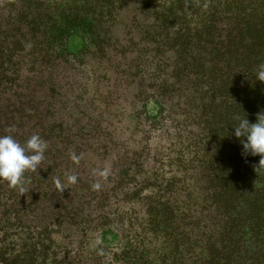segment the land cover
Listing matches in <instances>:
<instances>
[{
  "label": "trees",
  "instance_id": "1",
  "mask_svg": "<svg viewBox=\"0 0 264 264\" xmlns=\"http://www.w3.org/2000/svg\"><path fill=\"white\" fill-rule=\"evenodd\" d=\"M260 64L264 0H0V264H264Z\"/></svg>",
  "mask_w": 264,
  "mask_h": 264
},
{
  "label": "clouds",
  "instance_id": "2",
  "mask_svg": "<svg viewBox=\"0 0 264 264\" xmlns=\"http://www.w3.org/2000/svg\"><path fill=\"white\" fill-rule=\"evenodd\" d=\"M257 80L264 82V64L259 65ZM239 123L234 127L235 136L241 140L243 154L260 156L259 167H264V114H259L256 123H250L246 118H239ZM9 132L15 131V126L8 129ZM48 144L38 134L32 135L24 144L14 139L12 135H0V181H6L9 187H22L24 174L39 168L45 159ZM74 160L77 157H72ZM107 175V173H102ZM67 183L75 184L77 176L67 175ZM100 185H94L99 188Z\"/></svg>",
  "mask_w": 264,
  "mask_h": 264
},
{
  "label": "rangeland",
  "instance_id": "3",
  "mask_svg": "<svg viewBox=\"0 0 264 264\" xmlns=\"http://www.w3.org/2000/svg\"><path fill=\"white\" fill-rule=\"evenodd\" d=\"M70 47H71V50L74 51V52L79 51L81 49V47H82L81 41L79 39L73 40ZM97 244H98V242L97 243H93L92 246L95 247Z\"/></svg>",
  "mask_w": 264,
  "mask_h": 264
}]
</instances>
